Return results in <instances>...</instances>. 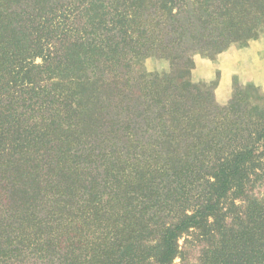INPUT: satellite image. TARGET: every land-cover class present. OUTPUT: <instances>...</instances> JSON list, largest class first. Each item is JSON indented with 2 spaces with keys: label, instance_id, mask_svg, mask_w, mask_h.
I'll use <instances>...</instances> for the list:
<instances>
[{
  "label": "rangeland",
  "instance_id": "1",
  "mask_svg": "<svg viewBox=\"0 0 264 264\" xmlns=\"http://www.w3.org/2000/svg\"><path fill=\"white\" fill-rule=\"evenodd\" d=\"M87 1L10 3V10L20 11L24 26H38L37 36L55 43L58 62L63 63L51 68L56 79L32 99V110L11 106L14 115L32 117L42 127L34 135L37 139L23 141L27 135L12 129L2 133L0 264H11L9 258L17 253L15 263L76 264L77 255L70 259L65 254L83 247L87 231L105 235L115 227L127 233L131 225L143 226L138 214L128 211L137 202L132 196L139 199L144 189L184 185L186 196L207 188L194 178L198 169L190 173L182 168L192 169L185 156L199 157L193 150L197 138H218L215 127L222 134L232 129L236 137H247L252 123L264 119V0H96V17L86 22ZM29 11L34 22L25 14ZM213 11L220 18L211 17ZM114 14L126 15L137 39H126L121 22L109 25ZM156 20L160 24L155 26ZM57 22L67 30L61 33ZM172 23L169 34L165 29ZM141 28H152L154 36L150 30V35L137 30ZM217 31L222 43L211 45ZM75 39L80 43L71 44ZM199 39L205 41L203 47ZM66 46L84 61L89 79L83 84H68L72 71L69 76L63 71ZM103 46L110 50H101ZM105 56L114 59L110 65L103 63ZM27 61L31 67L42 64L39 56ZM112 76L111 83L99 81ZM172 94L178 95L180 119L169 123L163 117L160 122L164 99ZM261 184L264 177L249 182L256 196ZM232 193L224 198L227 209L242 211L244 207L231 206L240 204ZM119 198L116 207L105 202ZM232 222L228 218L227 223ZM240 222L233 223L241 227ZM68 239L73 245L66 244ZM189 240L192 243L184 245L180 238L179 243L187 262L195 264L208 240Z\"/></svg>",
  "mask_w": 264,
  "mask_h": 264
},
{
  "label": "trees",
  "instance_id": "2",
  "mask_svg": "<svg viewBox=\"0 0 264 264\" xmlns=\"http://www.w3.org/2000/svg\"><path fill=\"white\" fill-rule=\"evenodd\" d=\"M40 1L44 0H38V2ZM18 2L19 0H0V142L2 133L11 129L14 132L25 133L27 136L23 141H29L27 139L30 136L37 139L34 135L40 133L42 127H38L36 120L32 117L26 120L14 115L11 106L19 108L18 105L21 104L25 111L32 110L30 107L32 99L38 95V92L45 91V83L56 79V76L51 77V68L63 63L58 62L60 57L59 54L56 55L55 43L50 44L43 37L40 39L37 36L38 26H24V22L19 17L20 11L10 10L12 7L10 3ZM221 3L227 6V3L223 1ZM3 6L2 11L1 7ZM88 7L90 9L84 14L86 22L94 20L93 14H97L96 0H88L84 8ZM154 10L158 12L159 7ZM25 14L31 17V22H34L33 12L29 11ZM114 15L116 19L110 21L109 25L113 26V24L121 22L126 39L130 41L137 39L136 31L126 15ZM209 15L213 18H220L214 11ZM219 15L222 16V14ZM17 16L18 20L15 19ZM233 19L235 21V17ZM223 22L225 21H218V23ZM158 24L160 22L156 20L155 26ZM205 24L206 22L201 23L202 29ZM56 25L61 33L67 30L62 23L57 22ZM234 25L233 23L231 27L233 28ZM172 26L173 23L165 31L170 34L173 31ZM137 30L144 34L153 32L152 28ZM215 35V38L211 39V45L222 43L221 31H217ZM157 36L160 37L159 33ZM160 41L162 43L161 39ZM198 42L201 47L206 44L201 39ZM75 43L79 44L80 42L77 39L73 43L71 42V44ZM84 43L85 41H82L80 45H84ZM92 44L94 47L97 46L95 43ZM69 47H65V53L62 55L64 59L68 55L66 63L63 64L64 74L69 76L72 71L68 84H83L89 79L83 73L84 61L77 51ZM139 47L140 45L138 50ZM101 48V50L104 48L110 50L109 46ZM96 55L99 60L100 55L98 53ZM36 56L41 57L42 64L31 67L27 60H32ZM105 58L108 57H103V63L108 65H110L108 62L114 60ZM83 75L84 79L80 81ZM38 80L41 84L35 92ZM99 81L103 84L111 83L113 76L112 79L104 77ZM25 90L27 91L19 93ZM82 94L83 92H81ZM48 96L50 95L48 94ZM169 98L171 99L169 100ZM158 104L156 103V106ZM178 105L177 94L165 97L163 112L157 116L160 122H164L161 119L163 117L169 123H171L170 120L180 119ZM252 125V129L249 131L250 136L247 137H236V134L232 133V129H229L226 134H222L220 129L215 127L216 134H220L218 138L208 137L205 142L197 138L198 141L193 142V150L199 153V157L185 156V161L191 159L189 167L192 169H186L184 166L182 168L190 173H193L194 169H198L194 173V178L204 181L207 188L201 190L198 186L200 191L186 196H184V185L179 189L172 190H170V183L165 187L156 188L157 191L144 189L139 199L132 196L137 202L131 205L128 211L129 214L137 213V218L143 222V226L133 227L131 225L132 230L127 233H123L115 227V230L110 229L105 235H101L97 231L95 233L87 231L81 238L84 243L83 247L79 241L80 246L66 252V257L73 259L77 255L79 261L76 264H174L176 258L179 259V264H191L187 262L183 246L179 243L180 238L184 239V245L192 243L189 240L191 237L192 240L194 238L208 240V243L200 249L195 264H264V192H262L264 185L261 184L257 187L255 191L257 196L253 191L254 186L249 185L250 181L264 177V159H262L264 119L261 120V123H252ZM237 128L246 130L249 127ZM11 145L15 146L13 142ZM0 151L3 152L2 146H0ZM192 184L199 185L193 182ZM231 190L235 192L231 195L237 196L240 200L239 205L231 202V206L244 207L242 211L234 209L231 212L227 209L224 198L227 196L226 194L231 193ZM252 197L254 199L251 201ZM186 199L189 203L183 205L181 201L184 202ZM105 202H110L111 207H116L115 205L120 203V198ZM146 203L149 207L146 206ZM126 205L129 206L127 203ZM228 218L233 219L234 223L241 221L239 223L241 227L233 222L227 223ZM242 222L252 231L251 234L249 231L246 232V227ZM123 223L126 221L123 220ZM230 227L234 230L228 233ZM233 232L235 237L231 236ZM66 244L71 246L73 242L68 239ZM17 259H19V253L10 257L9 262L23 264L20 261L15 263Z\"/></svg>",
  "mask_w": 264,
  "mask_h": 264
}]
</instances>
